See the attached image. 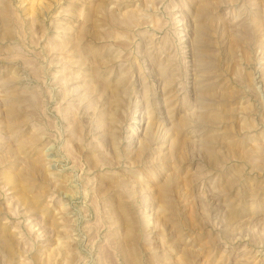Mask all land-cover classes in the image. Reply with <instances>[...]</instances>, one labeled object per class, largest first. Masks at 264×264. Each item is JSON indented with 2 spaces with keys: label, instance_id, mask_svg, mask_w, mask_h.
I'll return each instance as SVG.
<instances>
[{
  "label": "rangeland",
  "instance_id": "374dc122",
  "mask_svg": "<svg viewBox=\"0 0 264 264\" xmlns=\"http://www.w3.org/2000/svg\"><path fill=\"white\" fill-rule=\"evenodd\" d=\"M0 264H264V0H0Z\"/></svg>",
  "mask_w": 264,
  "mask_h": 264
}]
</instances>
